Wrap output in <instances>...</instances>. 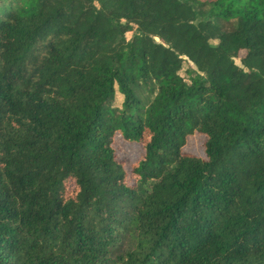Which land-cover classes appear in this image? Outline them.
Returning <instances> with one entry per match:
<instances>
[{"label":"trees","instance_id":"1","mask_svg":"<svg viewBox=\"0 0 264 264\" xmlns=\"http://www.w3.org/2000/svg\"><path fill=\"white\" fill-rule=\"evenodd\" d=\"M0 145V264H264V0H0Z\"/></svg>","mask_w":264,"mask_h":264},{"label":"rangeland","instance_id":"2","mask_svg":"<svg viewBox=\"0 0 264 264\" xmlns=\"http://www.w3.org/2000/svg\"><path fill=\"white\" fill-rule=\"evenodd\" d=\"M131 34H126V39H130ZM243 54H241L242 56ZM237 65L239 64L238 60H235ZM195 67L189 63L186 59L184 60L181 74L184 75V71ZM122 101V97L119 94H116V105H119ZM203 142L204 138L199 135H188L186 139V144L183 148L184 152L187 154L195 155V156H203ZM114 147L116 148V158L118 161L122 162L124 168L127 172V181L130 185L135 184L138 179L136 173H134L133 169L136 167L139 160L144 159V147L142 145H131L124 143L119 136L115 138ZM2 146L0 145V159H2L3 164L6 161V170L9 171L12 168L16 170V174L26 173V163L24 157H18V155L12 152H2ZM5 160V161H4ZM155 176L154 172H149L147 175L148 180L153 179Z\"/></svg>","mask_w":264,"mask_h":264}]
</instances>
